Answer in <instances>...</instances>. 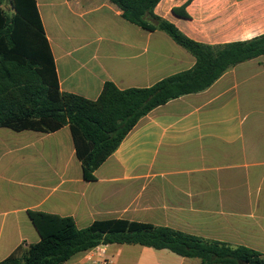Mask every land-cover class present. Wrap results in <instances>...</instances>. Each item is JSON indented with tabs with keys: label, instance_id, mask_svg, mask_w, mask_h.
<instances>
[{
	"label": "crops",
	"instance_id": "1",
	"mask_svg": "<svg viewBox=\"0 0 264 264\" xmlns=\"http://www.w3.org/2000/svg\"><path fill=\"white\" fill-rule=\"evenodd\" d=\"M161 0L154 14L209 45L264 34V0ZM60 90L96 100L107 82L150 87L191 69L195 57L160 30L126 21L111 0H36ZM86 180L68 126L0 127V261L40 241L30 212L79 228L125 219L244 246L264 258V55L237 64L205 91L161 105ZM114 264H201L167 249L100 245Z\"/></svg>",
	"mask_w": 264,
	"mask_h": 264
},
{
	"label": "trees",
	"instance_id": "2",
	"mask_svg": "<svg viewBox=\"0 0 264 264\" xmlns=\"http://www.w3.org/2000/svg\"><path fill=\"white\" fill-rule=\"evenodd\" d=\"M161 0H111L122 17L145 30H160L195 57V65L145 88L118 89L105 83L96 100L62 92L54 56L36 0H0V127L53 133L68 126L86 180L118 149L137 123L153 109L211 87L239 63L264 55V34L246 41L209 45L196 42L173 23L154 14ZM186 0L174 8L188 17ZM40 241L19 246L0 264H66L100 245H141L195 258L201 264H264L244 246L205 239L170 227L112 219L79 228L71 217L30 212Z\"/></svg>",
	"mask_w": 264,
	"mask_h": 264
},
{
	"label": "built area",
	"instance_id": "3",
	"mask_svg": "<svg viewBox=\"0 0 264 264\" xmlns=\"http://www.w3.org/2000/svg\"><path fill=\"white\" fill-rule=\"evenodd\" d=\"M88 260L90 261L89 264H114L113 259L106 256L103 252H100L97 257L90 256Z\"/></svg>",
	"mask_w": 264,
	"mask_h": 264
},
{
	"label": "rangeland",
	"instance_id": "4",
	"mask_svg": "<svg viewBox=\"0 0 264 264\" xmlns=\"http://www.w3.org/2000/svg\"><path fill=\"white\" fill-rule=\"evenodd\" d=\"M2 7H3L5 10L10 11V10H9V7H8V0H3Z\"/></svg>",
	"mask_w": 264,
	"mask_h": 264
}]
</instances>
